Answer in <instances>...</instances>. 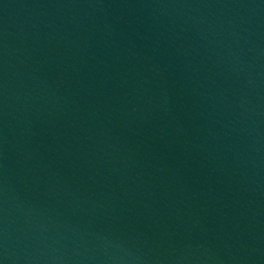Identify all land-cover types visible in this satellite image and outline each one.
I'll return each instance as SVG.
<instances>
[{"label": "water", "instance_id": "95a60500", "mask_svg": "<svg viewBox=\"0 0 264 264\" xmlns=\"http://www.w3.org/2000/svg\"><path fill=\"white\" fill-rule=\"evenodd\" d=\"M0 264H264V0H0Z\"/></svg>", "mask_w": 264, "mask_h": 264}]
</instances>
